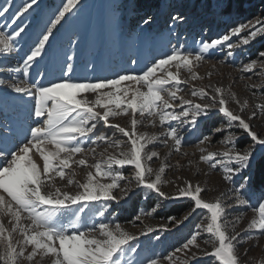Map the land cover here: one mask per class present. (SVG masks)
<instances>
[{
  "label": "snow or ice",
  "instance_id": "obj_1",
  "mask_svg": "<svg viewBox=\"0 0 264 264\" xmlns=\"http://www.w3.org/2000/svg\"><path fill=\"white\" fill-rule=\"evenodd\" d=\"M233 2L217 0L219 14L229 15ZM34 5L37 0H23L18 6L14 0L0 4V18L11 13V23L5 25L10 31L0 29L3 103L24 97L33 102L27 111L31 123L24 128L23 138L15 121L6 117L0 125V264H202L206 258H211V264H252L244 259L249 250L241 253L239 246L264 235V194L252 206L255 215L242 231H237L242 217L230 218L229 211L250 205L252 166L257 157L264 158V134L253 130L252 121L264 116V103L255 105L245 116L242 113L249 102L221 86L210 91L192 88L191 96L207 103L185 99L178 93L183 90L181 72L187 70L193 79L200 78L193 72L194 62L205 60L210 50L226 47L231 57L233 49L264 36V16L235 24L221 37L201 41L198 49L178 44L139 70L128 68L111 76L78 77L74 64L78 43L70 41L72 52L66 53L60 76L46 80L40 73L33 78L32 68L51 47L54 29L82 5L81 0H65L20 62L12 66L11 59L18 51L17 38L26 30V25L18 21ZM168 18L170 35L189 22L179 7L173 8ZM153 22L154 17L145 12L140 16L139 23L144 26L141 31ZM258 57L243 63L240 70L256 74L259 65L264 73V51ZM131 64L137 65L138 60L132 59ZM230 102L239 105L240 113L229 108ZM214 110L226 122L202 133L196 144L218 142L225 150L208 152L201 147L199 160L221 170L229 189L209 199L208 190L199 183L182 180L175 185L174 193L164 192V185L173 183L165 178L170 167L168 156L188 155L181 151L187 146L185 133L191 134L201 118ZM121 116L128 118L126 125L111 123ZM148 127L163 131H139ZM245 136L250 142L240 143ZM157 143L170 151L153 168L152 163L160 158V153L153 150ZM76 168L87 169L83 182L73 178ZM125 169L130 171L126 174ZM73 186L77 189L74 192L69 190ZM137 189L155 193L164 201H189L183 217L168 216V223L161 225L160 231H167L169 224L178 226L199 216L194 230L170 252H145L133 243L139 241L140 235L157 230L152 227L133 234L119 220L101 219L91 224L84 221L97 203L102 206L95 209L94 215L104 218L111 214L110 203L127 200ZM161 207L157 203L147 212L141 210L133 220L153 215Z\"/></svg>",
  "mask_w": 264,
  "mask_h": 264
},
{
  "label": "rangeland",
  "instance_id": "obj_2",
  "mask_svg": "<svg viewBox=\"0 0 264 264\" xmlns=\"http://www.w3.org/2000/svg\"><path fill=\"white\" fill-rule=\"evenodd\" d=\"M5 0H0L3 4ZM65 0H37L28 13L18 21V24L26 25L25 33L17 38V49L14 58L11 59L12 66L20 62L21 58L31 47L37 35L45 28L48 21L54 18L55 13L62 6ZM217 0H81L79 10H73L60 25L54 29V39L50 41L51 47L47 49V54L43 58H38L39 63L32 68V76L36 77L38 73L44 74L46 80H54L61 74V67L66 58V53L71 54L69 47L70 41L78 43L76 52L75 73L78 77L111 76L114 72H119L128 68L137 70L150 62L153 58L159 57L168 52L172 47L182 45L191 49H198L203 40H212L221 37L229 27L237 23L253 20L255 17L264 16V1L251 0L242 7H233L229 15H221L216 7ZM23 0H14L15 5H20ZM179 7L188 17V23L179 27L171 35L168 31V25L171 21L168 18L169 12L173 8ZM148 12L154 17V22L150 28L142 32L140 25V16ZM0 18V29L9 32V16ZM17 25H11L15 28ZM179 34V40H177ZM235 42L236 38L233 37ZM225 47H219L209 51L207 58L200 62H194L193 72L198 73V77L193 79L191 74L184 70L180 74L183 89L178 95H183L185 99H191L197 103H207V100L201 101L191 96V90L195 87L197 90L204 88L210 91L216 86L223 87L226 91L235 93L241 100L249 102L248 108L242 113L247 116L253 110L255 105L264 103V73L256 69V74L246 73L240 70L243 63L250 59H258V54L264 51V36H258L248 45H241L233 49V55L229 57ZM138 60L137 65H132L131 60ZM7 63V61H5ZM87 65V69L85 68ZM93 66L95 70L93 71ZM46 82V81H42ZM135 85H133L134 87ZM255 93V94H254ZM32 101L28 97L8 101L7 105L3 103L2 92H0V125L9 120L15 121L16 126L21 133L24 128L31 123L27 118V111ZM229 108L240 113L239 105L234 102L229 103ZM120 122L122 126L128 123V118L121 116L111 120L115 124ZM225 118L218 111H213L207 118H201L197 129L191 134L185 133V144L181 151L188 153H174L168 156L169 148L160 146L159 143L154 147L160 153V158L152 163L153 168H157L168 156L167 163L170 165L166 172V179L172 181V184H166L162 190L166 193H174L176 184L182 180H191L194 184L199 183L207 189L206 196L213 199L221 193L226 192L230 185L225 182L223 172L219 169H213L208 163L199 160L201 147L207 148L208 152L224 151L225 146L213 142L211 144L198 145L196 141L202 133H207L218 124L225 123ZM253 130L264 134V116H258L252 121ZM0 127V131H2ZM235 131V128H233ZM139 131L156 133L163 131L157 128H140ZM239 134V133H238ZM119 136V134H117ZM219 137L216 138L218 140ZM250 142L245 136L240 143ZM51 147V146H49ZM98 148L97 151H101ZM113 149H109L112 152ZM99 158V157H98ZM42 164V161H37ZM191 162V163H189ZM87 169L76 168L75 180L83 182ZM130 170L125 169L127 174ZM245 172L244 175H248ZM240 178H236L239 183ZM57 183L61 182L57 179ZM76 191L75 186L69 189ZM264 194V190L262 192ZM119 195V192H117ZM262 194L252 192L250 195V205L233 209L229 211V217L241 216V221L237 225V231H242L254 217L255 213L251 210L252 206L257 204V198ZM145 197H147L145 199ZM132 201L133 205L128 203ZM160 203L162 207L153 215H142L140 220L134 221L133 218L138 212L143 210L147 212L155 204ZM183 203L186 207L181 214H178L173 207ZM128 204V205H127ZM102 206L97 203L93 211L87 213L84 221L88 224L98 223L101 219L119 220L122 226L133 234H139L148 227L157 229L155 232L147 235H140L138 244L145 252H156L165 254L174 247H178L194 230L199 216L185 221L178 226L169 224L167 231H160L161 225L168 223L167 217L173 216L181 219L189 207L187 200L164 201L155 193H148L143 189H137L136 192L127 200H120L119 204L110 203V215L101 218L96 215L95 209ZM132 221V223H129ZM7 225V218H4ZM247 234V233H246ZM159 237V240L156 237ZM249 250L245 260L252 264H264V235L245 241L239 246L241 253ZM202 264H211V258H206Z\"/></svg>",
  "mask_w": 264,
  "mask_h": 264
},
{
  "label": "trees",
  "instance_id": "obj_3",
  "mask_svg": "<svg viewBox=\"0 0 264 264\" xmlns=\"http://www.w3.org/2000/svg\"><path fill=\"white\" fill-rule=\"evenodd\" d=\"M264 1V0H262ZM251 0H234L233 7H242L244 4H248ZM252 174L254 176L253 179V188L252 192H256V194H263L264 190V158L257 157L252 166ZM133 205L131 202L129 206ZM185 205L183 203L177 204L174 208L178 214H181L185 209Z\"/></svg>",
  "mask_w": 264,
  "mask_h": 264
}]
</instances>
